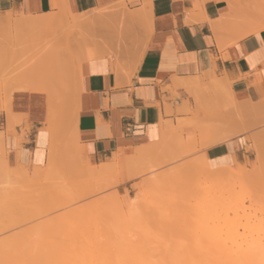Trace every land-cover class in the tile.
Here are the masks:
<instances>
[{"label":"crops","instance_id":"0c3cea01","mask_svg":"<svg viewBox=\"0 0 264 264\" xmlns=\"http://www.w3.org/2000/svg\"><path fill=\"white\" fill-rule=\"evenodd\" d=\"M232 3L0 0V178L139 149L246 162L264 127V28L244 35Z\"/></svg>","mask_w":264,"mask_h":264},{"label":"rangeland","instance_id":"374dc122","mask_svg":"<svg viewBox=\"0 0 264 264\" xmlns=\"http://www.w3.org/2000/svg\"><path fill=\"white\" fill-rule=\"evenodd\" d=\"M232 2H238L239 5L240 3L242 5L248 3L253 7L259 5L264 9V0H232ZM262 28H264V20L257 29L259 31ZM81 38H83V34L79 28H72V41H80ZM58 48V51H62L60 47ZM64 53L67 54L65 62L77 65L83 60L82 47H68V50ZM59 101L61 100H55L56 106H58ZM253 142L255 143H252V146L249 148L253 149L254 154L246 162L228 167L233 172L234 170L238 172L244 169L254 175L249 174L248 177L242 176L239 180L235 181V184L225 185L224 194L219 193L220 195L216 194V196L207 199L211 200L213 198L212 203H210L211 201L208 202L209 208H213L210 211L219 209L215 213L214 211L212 213L209 211V215L214 213L212 217L210 216L213 222L210 220L211 218H207L209 217L208 212H206L209 209L206 206L207 202L200 206L198 201L192 198L191 202L194 203L191 206L193 208L195 206L196 210L191 211V214H194L195 211L196 213L191 216L189 214L190 217H187L188 213L185 215L187 211H184L183 215L180 214L181 211H179L180 213L176 212V205L178 203L175 205L168 200L174 199L181 192L185 193L188 190L193 192L190 189H194L196 186V189L202 190L199 187L202 183H204L203 188L206 185L208 186L206 184V176L210 171L206 168H201L203 170L200 171L201 169L198 167L203 164V159L201 158L195 162L191 160L163 162L145 160L149 156L146 155L145 157H140L135 164L111 169L103 172L104 174L101 173L96 176H90L91 173L88 170L78 168L77 166L76 168L78 169L76 170L73 168L75 167L73 163L74 166H71V162L58 163L56 168L54 167L47 171V174L50 173L51 176L46 178L43 175V179H35V177H39L36 176L38 168L33 171L27 169L13 170L5 178H0V264H142L148 257L158 256V253L161 254L163 252L161 250L162 245L163 248L165 245L170 246L169 253L173 254L178 253L174 250L175 248L177 249L174 244L181 242L182 246L186 245V251L192 248V251L190 250V254H192L197 249H194L192 245L194 238L198 234L197 232L212 227L224 228L230 220L234 224H237L236 226L239 225V231L235 237L238 236L240 241H243V238L245 243L258 240V234L257 236L254 234V237L250 235L251 233L260 232L261 236L264 237V232L261 233L262 229H264V127L259 137ZM110 160L98 164H90L93 167H101L103 164L111 162ZM186 165L187 167L192 166L194 170L196 167L195 171L197 175L191 170V179L195 177L192 180L189 179V181L191 180L189 183L188 181L183 183L184 186L177 183L165 184L160 180L169 171ZM208 165L209 167L207 168H210L212 171L214 168L209 163ZM205 171H208V173ZM140 172L142 173L141 175ZM44 174L45 176L47 175L45 172ZM121 177L126 180L119 182ZM187 177L190 178V175ZM186 183L189 185L187 186ZM209 185L210 187H205V189L209 188L211 190L213 189L211 187L215 186H211L212 184L210 183ZM205 189L200 191L205 192ZM209 189L206 190L208 191ZM231 189H234L235 193ZM219 198L220 202L223 198L229 199L225 201L223 199L220 203L218 202ZM102 199L108 201L105 207V210L108 211L105 212L103 210L99 218H89L86 216V209ZM226 202H230V204ZM213 203H215L214 207L211 205ZM198 208H202L203 215L207 214V217L202 218L201 212L200 214L197 213L199 211ZM231 208L236 212L234 213ZM165 212L170 215L172 214L174 220L171 218L172 215H166ZM175 212L176 217L174 216ZM215 215H218V217ZM227 215L230 216V220L227 219ZM164 216H169V218L167 217L166 219ZM213 216L214 218L216 217L218 222L215 221L216 219ZM225 216H227L226 219L224 218ZM191 217H196L195 219L197 220L193 218L194 221H192ZM170 218L173 222L166 221L171 220ZM218 218L221 219L219 220ZM207 219L209 227L207 226ZM233 219L237 220L234 222L232 221ZM93 220L97 221L93 222ZM221 220L222 222L226 221L221 225ZM236 221L238 222L236 223ZM215 223L219 226H215ZM71 224H80L76 234L72 233L67 236L55 235V232L60 230V228L70 226ZM194 226L197 228H194ZM224 230L226 231L225 228ZM243 235L245 236L243 237ZM83 237L85 239L84 244ZM251 238L252 240H248ZM86 239L87 241L91 240V245L96 240L94 245L97 247L94 248V245L91 246L89 244L91 248L89 247L85 251L86 247L83 245H85ZM205 241L206 239L203 243H198V245H201L199 246V248L201 247L200 249H205L207 246L206 243L208 242L205 243ZM263 241L262 243H264ZM62 243H71V248H76L77 253H73L74 256L71 253L66 258L58 257L50 259L56 245ZM87 243L86 245L89 246ZM208 245H210V242ZM187 246L189 247L188 249ZM208 247L205 251L209 249ZM182 249L185 250V247ZM182 249L180 253H187L186 251L184 253ZM91 253L92 256H90Z\"/></svg>","mask_w":264,"mask_h":264},{"label":"bare ground","instance_id":"6f19581e","mask_svg":"<svg viewBox=\"0 0 264 264\" xmlns=\"http://www.w3.org/2000/svg\"><path fill=\"white\" fill-rule=\"evenodd\" d=\"M237 3H233V4H231L232 6H233V9H234V12H238V14H237V17L239 18L238 20V22H239V24L238 25H240V28H241V30L243 31V33H245L244 35H246V34H249V33H254V32H257L258 31V29L257 28H259L260 27V25H261V23H262V21L264 20V9L261 7V6H259V5H257V6H255V7H253L252 5H250V4H246L245 6H241V5H236ZM240 13V14H239ZM242 13V14H241ZM235 16V15H234ZM81 20H83V19H81ZM235 21H237L236 19H235ZM78 22V21H77ZM237 22V23H238ZM234 24H235V22H233ZM227 26V25H226ZM237 128V127H236ZM235 128V130H238V129H236ZM235 134L236 133H239V131L237 132H234ZM237 135V134H236ZM226 138V137H225ZM250 140L253 142L254 140H255V137L253 136V137H251L250 138ZM253 143H255V142H253ZM152 152H154V149L153 150H149V151H147L146 149H139L138 151H137V153L136 154H134V155H132V156H130V157H127L126 159H122V158H120V157H118V156H115V157H113V158H111V162H107L106 164H103L101 167H93V166H83V165H80V164H78L77 163V161H75V159H74V156L73 157H71V166H74L75 165V167H73V168H75L76 170L78 169V168H82V169H86V170H88L90 173H91V175L90 176H96V175H98V174H104L103 172H106V171H108V170H111V169H117L118 167H125L126 165H128V164H130V165H132V164H135V162L140 158V157H144V156H146V155H149V154H151ZM120 154V153H119ZM116 155V154H115ZM123 155V154H122ZM153 155V154H152ZM129 156V155H128ZM149 156H151V155H149ZM74 165H73V164ZM76 166L78 167V168H76ZM211 166V165H210ZM50 168H47L46 169V171H45V173L47 174V171L48 170H51V169H53V167H54V165H50L49 166ZM207 167H209V165H208V162L204 159L203 160V164L202 165H200L198 168L199 169H201V168H206V169H208V171H210L209 172V174L206 176V184H208V186L210 187V185H209V183L210 184H212L211 186H213V185H215L216 186V188H215V186L214 187H211V188H213V189H209V188H206V189H209L208 191L205 189V187H208L207 185L206 186H204V188H203V184L204 183H202V184H200V188H202V190L201 191H203L204 189H205V192H201L200 190H198V189H196V187L193 189H190V190H193V192L195 191V189H196V191H195V193L194 194H192L193 192L191 191H189L188 190V192H190V193H188V192H185V193H180L177 197H174V199H168L170 202H173L176 206H177V209H176V212H179V211H181V213L180 214H184V211H187V212H185V215L187 214V217L189 216V214H190V216L191 215H194L195 213H196V211L194 212V214H191V211H193L194 209L196 210V208H195V206H194V208H193V206H191V204H193L194 202H191L193 199L192 198H194V200L196 199L197 201H198V204L200 205V206H202V205H204L205 204V202H207V204H208V202L209 201H211L210 203H212V199L210 200H207L208 198H210V197H213V196H216V194H219V193H222V194H224L223 193V191H225V185H231V183H232V185H233V183L235 184V181H237V180H239L242 176H246V177H248L249 176V174L250 175H254V174H251L249 171L247 172V171H245L244 169H241L240 171H235L234 169V172L233 171H230L231 169L229 168V167H227V166H220V167H216V168H214L212 171L210 170V168H207ZM55 168H56V166H55ZM197 168V169H198ZM203 169H201L200 171H202ZM56 170V169H55ZM193 171V173L195 174V175H197V172L195 171L196 170V167H195V170L194 169H192V166H190V167H187V165L186 166H182V167H179V168H176V169H173V170H171V171H169L168 173H166V174H164L163 175V177L160 179L163 183H165V184H170V183H177V184H183V183H185L186 181H188V183L195 177L194 175V177L191 179V176H192V174L190 173V171ZM79 171V170H78ZM114 171V170H113ZM127 171V170H126ZM134 171V170H133ZM208 171H205V172H207L208 173ZM50 172H53V171H50ZM55 172V171H54ZM199 172V171H198ZM204 172V171H203ZM187 173H190V174H187ZM245 173V174H244ZM124 174V173H123ZM142 173L140 172V175H141ZM201 174V173H200ZM35 175V174H34ZM42 175V176H41ZM43 175H44V177H50L51 175H50V173L49 174H47L46 176H45V174H44V172L42 173V172H39V173H37L36 174V176H39V177H35V179L36 178H41V179H43L42 177H43ZM125 175V174H124ZM123 175V176H124ZM139 175V174H138ZM139 175V176H140ZM190 175V178L189 177H187V176H189ZM202 175V174H201ZM30 177H32V176H30ZM29 177V179H31ZM132 177V176H131ZM255 177H257V176H255ZM46 178H44V179H46ZM197 178V177H196ZM244 178V177H243ZM189 179H191L190 181H189ZM126 179L125 178H123V177H121V179H119V182H122V181H125ZM194 181H196V180H194ZM208 182V183H207ZM194 183V182H193ZM187 184V183H186ZM189 184H187V186H188ZM191 185V184H190ZM196 185V184H195ZM202 185V186H201ZM183 186H184V184H183ZM193 186V185H192ZM198 187V188H199ZM230 188V187H229ZM200 191L199 193H196V192H198V191ZM231 190H233V192H234V189H231ZM230 192V191H229ZM232 192V191H231ZM232 192V193H233ZM187 193V194H186ZM227 193V192H226ZM225 193V194H226ZM235 193V192H234ZM220 195V194H219ZM221 197H223V196H221ZM216 198H218V197H216ZM224 199V198H223ZM222 199V200H223ZM226 199H229V198H226ZM226 199H224L223 201H225ZM215 200V199H214ZM222 200H221V202H222ZM233 200V199H232ZM216 201V200H215ZM196 202V201H195ZM214 202V201H213ZM217 202V201H216ZM215 202V203H216ZM218 202H220V198H219V200H218ZM220 202V203H221ZM231 202V201H230ZM230 202H226V203H228V204H230ZM107 203H108V201L107 200H100V201H97V203H95L94 205H90V207H88L87 209H86V211H87V215L86 216H88L89 218H99V216L101 215V213H102V211L103 210H105V207H106V205H107ZM215 203H213V204H211L213 207H214V204ZM225 203V202H224ZM238 203V202H237ZM206 204V206H207V208H209L210 207V205L208 206ZM236 204V203H235ZM218 205H220V204H218ZM217 205V206H218ZM109 206V205H108ZM221 206V205H220ZM236 206V205H235ZM239 206V205H238ZM222 207V206H221ZM220 207V208H221ZM243 207V206H242ZM110 208V207H109ZM225 208V207H224ZM235 208H237V207H235ZM84 209V210H85ZM106 209H108V208H106ZM199 209V211L197 212V213H199L200 214V212H201V214L203 215V209H202V211H201V209L200 208H198ZM210 209H213L212 207L211 208H209L208 210H206V212H208V216L209 217H207L206 215L207 214H205V215H203L202 216V218L204 217L205 218V216L207 217V218H211L212 217V215L215 213V211H217V210H219V209H217V210H213L214 211V213L212 214V215H209V211H210ZM216 209V208H215ZM231 210H232V208H231ZM234 210V209H233ZM232 210V211H233ZM83 211V210H82ZM106 211H108V210H105V212ZM183 211V212H182ZM212 210L210 211V213H212L213 212ZM226 211V210H225ZM176 212H175V214H174V216L176 215ZM234 213L236 212V211H233ZM179 213H178V215H179ZM227 213V212H226ZM104 214H106V213H104ZM165 214L166 215H170V214H168L167 212H165ZM228 214H229V212H228ZM136 215V214H135ZM172 215V214H171ZM170 215V216H171ZM184 215V216H185ZM218 215H220V214H218ZM218 215L216 216V217H218ZM238 215V214H237ZM103 216V215H102ZM177 216V215H176ZM175 216V217H176ZM183 216V217H184ZM189 216V217H190ZM200 216V215H199ZM211 216V217H210ZM228 216V215H227ZM227 216H225L224 218L226 219V217ZM236 216V215H235ZM85 217V216H84ZM164 217H166V219H167V217L169 218V216H164ZM163 217V218H164ZM173 217V215L171 216V218ZM174 217V218H175ZM186 217V216H185ZM216 217L214 218V216H213V218L214 219H216ZM220 217H221V215H220ZM229 217L230 216H228L227 217V219H229ZM103 218V217H102ZM170 218V219H171ZM192 218V217H191ZM194 218V217H193ZM193 218L191 219L192 221H194V220H197V219H195L194 218V220H193ZM222 218V217H221ZM220 218V219H221ZM236 218V217H235ZM86 219V218H85ZM101 219V218H100ZM104 219V218H103ZM130 219V218H129ZM173 219V218H172ZM171 219V220H172ZM177 219V218H176ZM199 219V218H198ZM219 219V218H218ZM219 219V220H220ZM91 220V219H90ZM171 220H166V221H169V222H173V220L171 221ZM190 220V219H189ZM210 220H212V218L210 219ZM230 220V219H229ZM229 220H227V221H229ZM235 220H237V219H235ZM235 220L233 219L232 221H234L235 222ZM87 221H89V220H87ZM95 221H97V220H95ZM94 220H93V222H95ZM191 221V222H192ZM215 221H217L218 222V220L216 219ZM214 221V222H215ZM224 221H226V220H224ZM223 221V222H224ZM99 222H101V220H99ZM98 222V223H99ZM200 222V221H199ZM212 222H213V220H212ZM221 222V225H222V220L220 221ZM238 221H236V223H237ZM97 223V222H96ZM95 223V224H96ZM193 223V222H192ZM229 223V224H228ZM126 224V223H125ZM195 224H196V222H195ZM213 225H214V223H212ZM79 225L80 224H71L70 226H64L63 228H60V230H58L57 232H55V235H60V236H67V235H69V234H72V233H74V234H76V232H77V230H78V228H79ZM212 225V226H213ZM216 225H218L217 223H215V226ZM220 225V226H221ZM224 225H226V224H224ZM237 224H234L233 222H231V220L229 221V222H227V225L224 227L225 229H226V231L224 230V228H222V227H212V228H209V229H202L200 232H197L198 234L196 235V238H194V241L192 242V245H193V248L195 249V248H197V249H195V251H193V253L192 254H190V250L192 251V248L190 249L188 246H187V249L189 248V250L188 251H186V245L184 246H182V244H181V242H179V241H177V242H179V244L178 243H175L174 245H176V247H177V249L175 248L174 250H175V252H178V253H169V247L170 246H164V248H163V243L161 244L162 245V247H161V250L163 251L161 254H159L158 253V256L156 257V256H151V257H148L146 260H144V262H142V264H264V243H262V241H263V239H264V237L263 236H261V234H260V232L258 233V232H255V233H251V235L250 236H252V237H254V234H255V236H257V234L259 235L258 236V240H252V238L251 239H248V240H252V241H248L247 243H245V241H244V238H243V241H240L239 239H238V236L237 237H235L236 235H237V233H238V231H239V229H238V226H236ZM262 225V224H261ZM260 225V226H261ZM192 226V225H191ZM207 226L209 227V225H208V219H207ZM219 226V225H218ZM259 226V227H260ZM111 227V226H110ZM113 227V226H112ZM123 227V226H122ZM201 227V226H200ZM210 227H211V224H210ZM259 227H258V229H259ZM194 228H197V227H195L194 226ZM205 228H207V227H205ZM250 228V227H249ZM261 228H263V227H261ZM107 229V228H106ZM110 230V229H109ZM200 230V229H199ZM250 231H252L251 229H249ZM248 230V231H249ZM260 230V229H259ZM258 231V230H257ZM187 232V231H186ZM246 232V231H245ZM253 232V231H252ZM262 232H264V229H262V231H261V233ZM100 233H102V232H100ZM104 233V232H103ZM195 233V232H194ZM240 233V232H239ZM108 234V233H107ZM240 234H242V233H240ZM239 234V235H240ZM99 235V234H98ZM192 235V234H191ZM247 235V234H246ZM185 236V235H184ZM245 235H243V237H244ZM261 236V237H260ZM96 237V236H95ZM88 238V237H87ZM92 238V237H91ZM101 238V237H100ZM103 238V237H102ZM246 238H247V236H246ZM245 238V239H246ZM262 238V239H261ZM90 239V238H89ZM106 239V238H105ZM119 239V238H118ZM191 239V238H190ZM206 239V241H205V243L206 242H208V243H206L207 244V246H209L208 248V250H206L205 251V249L207 248V246L205 247V249H200L199 248V246H201L200 244L198 245V243H200V242H204V240ZM255 239H256V237H255ZM260 239V240H259ZM85 239H84V237H83V244H84V241ZM94 240V239H93ZM117 241V240H116ZM186 241H188L187 239H186ZM192 241V240H191ZM247 241V240H246ZM88 242V243H87ZM94 242V241H93ZM160 242V241H159ZM158 242V243H159ZM174 242V241H173ZM183 242V241H182ZM190 242V241H189ZM209 242H210V245H208L209 244ZM264 242V241H263ZM86 243L89 245H91V240L90 241H87V239H86ZM86 243H85V245H83V246H85L86 247V249H85V251H87L88 249H89V247H90V245L89 246H87L86 245ZM96 243V240H95V242H94V244ZM100 243V242H99ZM194 243V244H193ZM201 243V244H202ZM204 243V244H205ZM94 244H92L91 246H93ZM97 244H98V242H97ZM196 244V245H195ZM78 245H80V244H78ZM173 245V244H172ZM189 245H190V243H189ZM198 245V246H197ZM159 246V245H158ZM197 246V247H196ZM205 246V245H204ZM72 247V245H71V243L70 244H68V243H66V244H59V245H56V247L54 248V251H53V253H52V257H50V259H55V258H66V257H69V255H71V253H72V256H74V254L73 253H77L76 252V248H71ZM84 247V248H85ZM94 248H96L97 246H93ZM181 247V248H180ZM185 247V250L184 249H182V248H184ZM190 247H191V245H190ZM84 248H83V251H84ZM91 248V247H90ZM172 248V247H171ZM179 248V249H178ZM75 249V250H74ZM93 249V248H92ZM132 249H134V248H132ZM181 249H182V251H184V253H185V251L187 252V253H185V254H183L182 252L180 253V251H181ZM198 249H199V251H198ZM91 250V249H90ZM108 250V249H107ZM156 250V249H155ZM159 250V249H158ZM168 250V251H167ZM179 250V251H178ZM196 250H197V253H196ZM73 251V252H72ZM98 251H100L101 252V250L100 249H98ZM117 251H119V250H117ZM172 251V250H171ZM205 251V252H204ZM137 252H138V250H137ZM194 252H195V254H194ZM130 253V252H129ZM134 254V253H133ZM87 256V255H86ZM89 256V255H88ZM87 256V257H88ZM90 256H92V253H91V255ZM89 256V257H90ZM96 257H98L97 255H95ZM84 257V256H83ZM104 257V256H103ZM102 257V258H103ZM106 257V256H105ZM95 258V257H94ZM109 258V257H108ZM88 259V258H87ZM107 259V258H106Z\"/></svg>","mask_w":264,"mask_h":264}]
</instances>
